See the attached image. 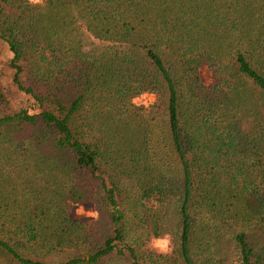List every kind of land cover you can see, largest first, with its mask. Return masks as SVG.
I'll use <instances>...</instances> for the list:
<instances>
[{"label": "trees", "instance_id": "16d2710c", "mask_svg": "<svg viewBox=\"0 0 264 264\" xmlns=\"http://www.w3.org/2000/svg\"><path fill=\"white\" fill-rule=\"evenodd\" d=\"M0 264H264V0H0Z\"/></svg>", "mask_w": 264, "mask_h": 264}, {"label": "rangeland", "instance_id": "374dc122", "mask_svg": "<svg viewBox=\"0 0 264 264\" xmlns=\"http://www.w3.org/2000/svg\"><path fill=\"white\" fill-rule=\"evenodd\" d=\"M29 1L32 3H38V2H33V0H29ZM200 77L205 83L209 81V77L207 76L204 69L200 71ZM67 216L70 220L77 221L78 223L94 222L97 220V213L92 204L71 205L68 209ZM173 225L174 222L171 224V226ZM171 237L172 236L170 234L162 235V237L159 239H154L149 241L146 245V248L150 249L155 253H164L167 251L168 246L172 240Z\"/></svg>", "mask_w": 264, "mask_h": 264}, {"label": "clouds", "instance_id": "9594fccd", "mask_svg": "<svg viewBox=\"0 0 264 264\" xmlns=\"http://www.w3.org/2000/svg\"><path fill=\"white\" fill-rule=\"evenodd\" d=\"M33 2H39V0H33Z\"/></svg>", "mask_w": 264, "mask_h": 264}]
</instances>
